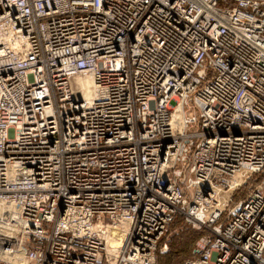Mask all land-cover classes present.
I'll return each instance as SVG.
<instances>
[{
	"label": "built area",
	"instance_id": "1",
	"mask_svg": "<svg viewBox=\"0 0 264 264\" xmlns=\"http://www.w3.org/2000/svg\"><path fill=\"white\" fill-rule=\"evenodd\" d=\"M175 224L264 264V0H0V264H159Z\"/></svg>",
	"mask_w": 264,
	"mask_h": 264
},
{
	"label": "rangeland",
	"instance_id": "2",
	"mask_svg": "<svg viewBox=\"0 0 264 264\" xmlns=\"http://www.w3.org/2000/svg\"><path fill=\"white\" fill-rule=\"evenodd\" d=\"M254 186V183H250L244 185L243 188L236 189V199L239 201L244 198L248 194L249 189ZM231 195L232 193L224 194L222 200L228 199ZM171 230V234L168 237L169 241L167 242L169 251L166 254H158L159 264H182L191 256L192 248L201 235L200 231L181 224L173 225ZM165 240L162 245L166 243Z\"/></svg>",
	"mask_w": 264,
	"mask_h": 264
},
{
	"label": "bare ground",
	"instance_id": "3",
	"mask_svg": "<svg viewBox=\"0 0 264 264\" xmlns=\"http://www.w3.org/2000/svg\"><path fill=\"white\" fill-rule=\"evenodd\" d=\"M91 84H92V81L90 79H87L85 81V86L89 87V86H91ZM90 92H91V90L88 89L86 94H89Z\"/></svg>",
	"mask_w": 264,
	"mask_h": 264
},
{
	"label": "water",
	"instance_id": "4",
	"mask_svg": "<svg viewBox=\"0 0 264 264\" xmlns=\"http://www.w3.org/2000/svg\"><path fill=\"white\" fill-rule=\"evenodd\" d=\"M240 209H241V205L240 204H238L234 209H233V214H236L237 212H239L240 211Z\"/></svg>",
	"mask_w": 264,
	"mask_h": 264
}]
</instances>
